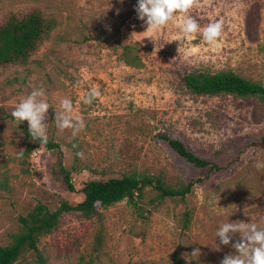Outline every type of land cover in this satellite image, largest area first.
<instances>
[{
	"label": "rangeland",
	"instance_id": "374dc122",
	"mask_svg": "<svg viewBox=\"0 0 264 264\" xmlns=\"http://www.w3.org/2000/svg\"><path fill=\"white\" fill-rule=\"evenodd\" d=\"M137 2L0 0V22L34 9L54 20L27 63L0 69V182H7L0 185V246L11 242L19 216L36 203L50 210L63 201L75 205L85 182L124 174L152 175L174 188L193 185L183 198H159L156 190L144 189L133 202L97 206L92 217L64 212L38 241L48 264H169L173 253L184 264H220L240 238L220 244L221 224L240 220L264 228V168L255 166L264 163V148L256 145L264 130V102L195 95L180 82L188 72L232 70L264 84V0H198L187 15L200 31L181 43L173 39L182 34L184 13L152 33L137 18ZM217 21L222 34L208 43L202 30ZM125 45H131L138 66L125 64ZM40 88L50 104L47 136L58 147L38 144L25 154L32 139L21 125H29H17L12 111ZM92 88L101 94L85 104ZM64 98L83 120L76 135L54 121ZM159 134L181 140L215 167L186 162ZM60 161L70 172L72 191L62 180ZM195 249L199 256L191 254ZM34 259L26 251L13 264H36Z\"/></svg>",
	"mask_w": 264,
	"mask_h": 264
},
{
	"label": "trees",
	"instance_id": "16d2710c",
	"mask_svg": "<svg viewBox=\"0 0 264 264\" xmlns=\"http://www.w3.org/2000/svg\"><path fill=\"white\" fill-rule=\"evenodd\" d=\"M54 27V20L43 16L38 9L24 14H8L0 22V69L13 64H25L31 55L46 40ZM122 59L128 66L136 67L139 60L131 54V45L123 46ZM181 84L192 94L217 96L230 94L240 97H253L264 102V84L244 78L232 70H220L214 73L193 71L182 75ZM27 137H30L28 126L21 125ZM159 139L165 141L182 159L195 167L210 166L207 160L190 151L184 143L167 134H159ZM40 144L33 140L24 149L29 154ZM47 149H55L58 144L49 140L44 144ZM256 145L264 148V130ZM62 180L67 188L72 191V179L69 170L59 162ZM7 182L1 181L0 185L6 187ZM191 181L186 186L174 188L164 184L162 179L152 175L124 174L120 177L107 179H94L85 182L81 188L83 199L75 205L63 201L60 205L50 210L45 204L38 202L26 214L19 216L20 229L11 234V242L0 246V264H13L24 252L33 251L36 264H48L46 257L38 247L39 238L52 231L58 224L64 212L76 211L84 217H92L98 213L97 206L108 207L118 201L126 199L133 202L135 198L143 195L144 189L157 191L159 198H183L192 187ZM169 264H184L183 260L173 253Z\"/></svg>",
	"mask_w": 264,
	"mask_h": 264
},
{
	"label": "clouds",
	"instance_id": "9594fccd",
	"mask_svg": "<svg viewBox=\"0 0 264 264\" xmlns=\"http://www.w3.org/2000/svg\"><path fill=\"white\" fill-rule=\"evenodd\" d=\"M122 2L123 0H121ZM197 3L198 0H138L135 12L137 18L147 25L146 31L152 33L166 26L173 20L175 14L184 13L180 25L182 34L173 39L181 43L188 36L200 31V25L196 19L187 15ZM222 28L221 22L209 23L202 30L203 39L208 43H214L221 36ZM148 37L153 38L152 36ZM100 94L98 89L92 88L83 98V102L91 104ZM44 97L45 91L42 88L34 89L12 111V117L16 124L19 125L22 121H27L31 139L40 144L48 142L45 118L50 104ZM60 106L63 111L57 110L54 119L57 128L61 131L72 128L73 135H76L84 127L82 118L72 115L73 105L70 99H62ZM22 155L23 151L18 153V156L22 157ZM77 155L83 157L82 152H78ZM255 166L257 169H261L264 168V163L257 162ZM236 234H239L240 238L235 243H231V247L235 251L226 254L220 264H264V228L258 227L255 223L237 220L221 224L216 232L219 243L222 245H229ZM216 250H219V246L216 247ZM191 254L199 256L200 250L195 249Z\"/></svg>",
	"mask_w": 264,
	"mask_h": 264
}]
</instances>
